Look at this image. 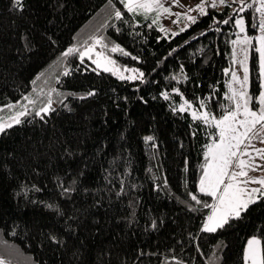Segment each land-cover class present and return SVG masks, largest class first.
<instances>
[{"label": "trees", "instance_id": "16d2710c", "mask_svg": "<svg viewBox=\"0 0 264 264\" xmlns=\"http://www.w3.org/2000/svg\"><path fill=\"white\" fill-rule=\"evenodd\" d=\"M13 2L0 0V105L20 100L31 91L36 74L47 69L74 37L91 32L107 11V0H22L23 11L13 10ZM228 11L210 9L209 15L199 14L195 23L174 36H164L155 25L151 30L137 26L147 40L115 34L113 38L141 60L121 53L113 54L114 58L121 65L141 68L147 82L120 80L96 71L87 59L77 60L81 67L63 78V88L75 93L94 88L92 96L69 95L66 103L71 110L57 104L46 122L37 118L29 123L32 118L25 117L21 124L6 129V134L0 133V243H4L0 249L10 255V264H176L165 262L171 250L190 264H209L210 259L214 264H244L247 237L264 230V201L251 204L230 227L216 233L199 232L200 214L186 209L183 201L190 199L185 182L188 190L196 191L209 129L188 112L179 111L178 93L170 92L171 100L159 95L175 85L198 103V97L212 92L209 107L220 112L217 98L227 102L223 92L230 74L223 69L231 64L229 41L236 29L214 24L211 16L223 18ZM246 19L248 33L257 35L258 29L252 32L257 14L256 19L250 15ZM25 35L31 50L24 48ZM254 45L252 92L262 81L256 41ZM181 71L186 81L171 79ZM136 84H140L138 89ZM147 135L155 140L145 141ZM114 156L119 158V172H125L131 162V182L137 187L127 190L126 186L119 198L109 199L104 190L111 185L105 180V170ZM57 177L63 178L65 186L78 177L77 191L61 195ZM23 183H35L43 191L17 195ZM113 183L119 187L115 179ZM40 201L59 203L65 218ZM68 216L74 217L70 223L75 232L64 244L50 242L49 232L67 230L64 219ZM153 219L157 220L155 229L150 227Z\"/></svg>", "mask_w": 264, "mask_h": 264}, {"label": "snow or ice", "instance_id": "6c2138e0", "mask_svg": "<svg viewBox=\"0 0 264 264\" xmlns=\"http://www.w3.org/2000/svg\"><path fill=\"white\" fill-rule=\"evenodd\" d=\"M179 5L180 0H170V2L169 0H107L104 6L107 11L102 21L91 32L80 33L74 37L73 41L51 61L47 69L38 72L31 81V91L23 94L20 100L0 105V108L7 107L13 110L7 120L0 117V133L6 134V129L11 128L12 125L21 124L22 118L25 117L32 118L28 121L29 123L37 118L41 122H46L47 117L55 111L57 104L71 110L69 103H66L69 95L79 98L92 96L96 92L94 88L83 93L70 92L63 88V78L70 76L74 69L77 71L80 69L81 64L75 63L77 60L83 63L87 58V61H91L96 66V71L102 68L105 72L118 76L120 80L147 82V77L141 68L128 64L119 65L114 58L113 54L121 53L136 61L141 60V56L133 55L132 51L118 42V38L114 39L115 34H127L133 39L139 36L147 40L146 35L137 31V26L151 30L155 25L166 36L169 32H172L174 36L176 32L163 25L164 16L174 17L173 23H179L181 17L195 23L198 16L191 14L194 9H197L199 14L209 15L210 9L215 13L216 10L222 11L223 8H228L230 11L225 12L223 18L213 14L211 19L214 24L231 25L232 29H238L234 32L235 38L229 41L232 45L231 62L242 66L243 72L241 75L239 70L231 64L223 69L225 73H230V79L226 82L227 88L223 92L227 102L220 103L217 98L220 112L217 114L209 107L208 101L213 98L212 92H209L206 97H198V103L187 98L179 86L173 85L159 92V95L166 100L172 99L170 92L178 93L181 99L179 111L189 112L193 120H199L203 125L208 126L207 134L210 141L204 145V160L199 166L200 175L195 181L196 191L188 190L187 182H185L187 196L190 199L184 200L183 203L190 212L200 214L199 232L216 233L226 226L230 227L234 218H242V214L247 213L249 205L256 201H264V80L261 81L256 92H252L249 76V50L255 47L254 41H256L259 45L256 48L259 54V73L261 77H264V0H199V3L194 5V9L193 6H185V11H175L174 6ZM24 7L22 0H14L13 10L23 11ZM246 10L251 11L246 13ZM257 13L258 19H256ZM246 15L256 19L252 32L255 33L258 29V35L248 34ZM188 26L189 24H185L179 31H184V28ZM215 30L221 31L218 27ZM23 39L24 48L31 50V41L26 35ZM52 42L56 43L54 40ZM171 51L175 52V49ZM238 53L242 54V58L238 56ZM180 67L183 69L184 66L181 64ZM155 70V68L152 69L153 72ZM171 79L186 81L188 77L184 71H181L178 75L173 74ZM135 87L138 89L140 84H136ZM140 99L144 98L140 97ZM17 105H19L18 110ZM169 107L172 105L170 104ZM176 110L173 108V111ZM192 134L195 135V132ZM144 140L154 141L155 137L147 135ZM152 147L156 145L152 144ZM109 163L110 169L105 170V180L111 187L104 190L109 199L113 195L119 198L126 192V186L127 190L137 187L131 182L130 161L125 172H119L116 169L119 163L118 157L114 156ZM256 172L261 174L256 175ZM82 175L83 172L78 174V176ZM113 179L118 182V188L113 183ZM163 179L164 184L167 185V177ZM77 183L78 177H73L65 186L63 178L57 177V186L61 189V195L64 196H70L71 193L76 192ZM155 187L160 189L161 185L157 183ZM37 191H43V189L35 183H23L17 195L22 193L28 197L30 193ZM84 191L87 192L88 189L85 188ZM201 194L204 198H201ZM40 203L52 210L57 217L65 218V210L59 203L55 201H40ZM96 203L99 204L100 201L97 200ZM70 221L74 222V217L68 216L64 219L66 231L49 232L48 240L57 245L66 243V238L76 230ZM157 226V220L153 219L150 227L155 229ZM188 235L193 236L191 232ZM198 239L199 237H196L197 241ZM191 242L190 240L189 243ZM195 247L200 248L198 242ZM171 253L164 258L165 262L171 260L176 264H190L189 261L175 254L174 250H171ZM143 254L141 252V255ZM212 255L215 257V253ZM243 261L245 264H264V230H261L260 234L247 237L243 249ZM0 264H10V262L0 256ZM209 264H214V261L210 259Z\"/></svg>", "mask_w": 264, "mask_h": 264}, {"label": "rangeland", "instance_id": "374dc122", "mask_svg": "<svg viewBox=\"0 0 264 264\" xmlns=\"http://www.w3.org/2000/svg\"><path fill=\"white\" fill-rule=\"evenodd\" d=\"M169 2H170V0H169ZM197 3H199V0H180V5L179 6H174V10L175 11H179V12H182V11H185L186 10V7L185 6H193V9H194V5L195 4H197ZM248 10H246V12H247ZM191 14L192 15H199V12H198V10L197 9H194L192 12H191ZM258 13H257V17H258ZM175 18L174 17H170V16H164L163 18H162V23H163V25L165 26V27H167V28H170V29H172L173 31H175L176 32V34H178V33H180V32H182V31H179V29L181 28V27H184V25L185 24H191V22H188V21H186L183 17H181L180 18V21H179V23H173V20H174ZM189 27V26H188ZM188 27H186V28H184V30L185 29H187ZM246 27H247V30H248V25H247V19H246ZM159 29V28H158ZM236 31H238V29H236ZM162 34L164 35V36H166L163 32H162ZM249 34V33H248ZM259 34V31H258V33H257V35ZM168 36H173L172 35V32H169L168 33V35H167V37ZM255 42V41H254ZM258 42H256V48H258ZM238 56L239 57H241L242 58V54H240V53H238ZM251 56H252V48L249 50V68H250V61H251ZM87 59V58H86ZM119 65H121V64H119ZM118 65V66H119ZM231 66L232 67H234V68H237L238 70H239V72H240V74L242 75V72H243V69H242V66H240V65H237V64H235V63H232L231 62ZM96 67V66H95ZM101 71H104L102 68L100 69ZM112 74V73H111ZM230 74V73H229ZM114 75V74H113ZM126 75H127V73H126ZM115 77H117L118 79H120L118 76H116V75H114ZM249 76H250V73H249ZM229 79H230V75H229ZM262 80H264V77H262ZM125 81H127V80H125ZM129 82H133V81H129ZM17 107V110H18V108H19V105H17L16 106ZM12 109H9V108H7V107H4V108H0V117H2L4 120H7V118L9 117V115H11L12 114ZM186 112V111H185ZM189 113V112H188ZM9 114V115H8ZM190 114V113H189ZM13 126V125H12ZM256 175H260L261 173L260 172H256L255 173ZM250 206V205H249ZM1 239V238H0ZM1 241H2V239H1ZM1 244H4V243H0V245ZM2 246H0V248H1ZM3 248V247H2ZM10 257V255L7 253L6 255H5V253H4V251H2L1 252V249H0V256H3V257H5L7 260L9 259V257ZM244 264H245V262H244Z\"/></svg>", "mask_w": 264, "mask_h": 264}]
</instances>
